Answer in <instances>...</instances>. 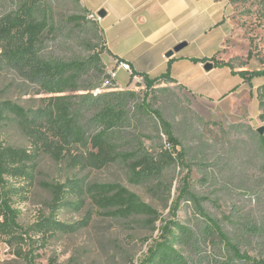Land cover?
I'll return each mask as SVG.
<instances>
[{
  "label": "rangeland",
  "instance_id": "obj_1",
  "mask_svg": "<svg viewBox=\"0 0 264 264\" xmlns=\"http://www.w3.org/2000/svg\"><path fill=\"white\" fill-rule=\"evenodd\" d=\"M24 1H35L51 20L52 27L42 36L40 57L84 62L85 69L77 81L49 92L19 73L20 67L0 58V142L34 154L28 162L31 178H8L19 226L0 236V264H142L162 240V226L172 221L179 227L163 248L168 257L181 254L187 264H251L264 259V74L250 77L264 72V0H215L222 2L227 14L228 34L221 53L222 62L230 65L193 71L185 84L188 89L162 81L147 88V81L133 74L122 81L116 77L112 86L103 87L107 70L115 63L105 53L99 22L88 16L97 11L94 0L86 2L91 12L80 0H0V18ZM242 70L247 78L240 75ZM97 90L114 92L120 103L128 91L138 100L146 98L178 141L167 146L170 135L159 117L136 111L129 113L121 130L106 134L109 144L119 148L138 133L155 158L172 150L180 159L167 164L158 178L135 184L133 160L119 158L131 146L113 149L114 159L101 169L74 162L88 151L93 135L82 123L81 141L70 146V154L50 152L47 144L34 147L27 123L32 111L54 113L56 105L66 101L58 98L67 95L75 96L68 100L75 111L80 97ZM12 104L22 109L23 118L9 110ZM183 178L196 201L185 196L175 205ZM69 183L76 184L75 189L62 196L61 207L52 214L50 186ZM104 184L119 186L125 193H104L95 187ZM130 193L135 196L132 202ZM142 204L150 214L136 209ZM51 216L69 229L35 232L37 223ZM211 223L219 226L238 255L209 229Z\"/></svg>",
  "mask_w": 264,
  "mask_h": 264
},
{
  "label": "trees",
  "instance_id": "obj_2",
  "mask_svg": "<svg viewBox=\"0 0 264 264\" xmlns=\"http://www.w3.org/2000/svg\"><path fill=\"white\" fill-rule=\"evenodd\" d=\"M50 27H52V24L48 13L45 10H40L35 1L22 2L17 10L0 18V58L7 60L14 67H20L18 70L21 72L19 73L33 79V81L37 82L45 90L48 89L49 92H56L63 89V87L56 89V86H62L68 81H77L84 74L85 63H68L59 59H44L40 57L39 53L43 46L42 36L44 31ZM213 64L214 67L230 65L229 62L220 61ZM132 73L147 81V88H151L157 81L175 82L170 77L168 70L153 79H149L144 74ZM239 73L243 77H246L244 70L239 71ZM259 74L263 75L264 72H253L250 74V77ZM47 83L53 85L49 87ZM123 94L125 95V102L120 103L114 92H102L99 94L88 93L80 97L81 101L76 105L77 109L75 111L73 108L74 105L68 102V100L75 98V96L67 95L58 98V100L66 101L57 104L54 113H51L48 109L32 111L31 118L27 120L32 133L31 143L34 147L47 144L46 146L50 147V152L54 149L56 153L65 152L70 154L68 152L70 146L81 141V125L83 124L86 130L88 128L92 129L93 135L89 141L88 151L85 155L75 160V163L101 169L109 161L114 159L111 156L113 155V149L119 152L123 148L131 146L133 149L121 151L119 158L123 161L133 160L131 163L133 173L132 182L138 184V182L145 178H158V173L167 164H172L177 158L178 160L180 159L178 156L173 155L172 150H164L158 158H155L149 148L144 146L141 135L138 133L133 134L129 141H122L119 148H114V145L107 142L106 134L111 130H121L126 121H129L131 113L133 114L136 111H140L144 115L155 113L148 107L146 98L144 100H138L134 92L131 91ZM8 104L5 102L3 105ZM10 107L12 108H9V110L14 114L21 117L24 115L20 107L13 104ZM123 113L125 114L123 115ZM155 114L159 117L162 125L170 135L167 144L169 146L172 144L173 147L178 145V141L169 132V125L162 119L159 113ZM79 123L80 125H78ZM33 155V152L30 150L7 147L0 142V236L10 233L11 230L19 226V210L13 206L14 188L9 185L8 178H31L32 167L28 162L32 160ZM179 155L181 156V154ZM75 187L76 184L72 183L50 186L52 190V214L61 207L62 196L67 191L74 190ZM95 187L104 193H109L113 190H116L118 195L125 193L123 188L116 185L104 184L100 186L96 185ZM178 189L175 205H178L179 201L185 196L195 200V196L188 189V182L185 178L182 180V186ZM127 196L130 202L135 198L131 193L127 194ZM136 209L145 214L151 213L150 208L143 204L137 206ZM177 225L175 221L170 222V224L165 222L161 228L162 240L149 250L142 264L165 263L168 260L169 262L174 261L175 264H187L186 258L181 254H174L168 257L169 252L163 253V248L168 247L170 244L171 237L173 236L172 230ZM208 227L209 229L213 228L220 240L227 247H230L234 254L238 255L235 246L233 247L228 242L227 237L222 233L217 224L211 223ZM68 229L69 226L51 216L38 222L34 230L39 233H49L57 230L66 231ZM30 259V257H27L28 262ZM251 264H264V259L252 260Z\"/></svg>",
  "mask_w": 264,
  "mask_h": 264
},
{
  "label": "crops",
  "instance_id": "obj_3",
  "mask_svg": "<svg viewBox=\"0 0 264 264\" xmlns=\"http://www.w3.org/2000/svg\"><path fill=\"white\" fill-rule=\"evenodd\" d=\"M80 2L91 12L87 0ZM91 4L96 12L105 11L99 27L110 62L121 60L131 67V73L118 71L119 81L127 79L132 72L154 78L168 70L175 80L173 84L188 89L185 84L190 82L193 71L219 70L218 67L206 70L204 64L212 62V58L222 62L221 48L228 34L222 2L94 0ZM182 42L185 45L174 51ZM171 50L173 53L167 56Z\"/></svg>",
  "mask_w": 264,
  "mask_h": 264
},
{
  "label": "built area",
  "instance_id": "obj_4",
  "mask_svg": "<svg viewBox=\"0 0 264 264\" xmlns=\"http://www.w3.org/2000/svg\"><path fill=\"white\" fill-rule=\"evenodd\" d=\"M88 16H89V18L96 20L98 22H100V20H101V17L97 14V12L96 13H90ZM119 70H125V71L131 73V67L127 62L121 61V60H115V67L107 70V73L104 77L102 86L103 87H105L107 85L112 86V84L116 80V77L118 75ZM136 77L138 79H140V77H138V76H136ZM99 92H100L99 90L94 91V94L99 93ZM167 146H169V145L167 144Z\"/></svg>",
  "mask_w": 264,
  "mask_h": 264
},
{
  "label": "water",
  "instance_id": "obj_5",
  "mask_svg": "<svg viewBox=\"0 0 264 264\" xmlns=\"http://www.w3.org/2000/svg\"><path fill=\"white\" fill-rule=\"evenodd\" d=\"M97 14H98L100 17H103V16L105 15V11H104V10H99V11L97 12ZM184 45H185L184 42L179 43V44H177V45L173 48V50H174V51H179ZM173 50L169 51L166 55H167V56H170V55L173 53ZM212 67H213V64H212L211 62H207V63L204 64V68H205L206 70H210ZM262 131H263L262 129H259V132L262 133Z\"/></svg>",
  "mask_w": 264,
  "mask_h": 264
},
{
  "label": "flooded vegetation",
  "instance_id": "obj_6",
  "mask_svg": "<svg viewBox=\"0 0 264 264\" xmlns=\"http://www.w3.org/2000/svg\"><path fill=\"white\" fill-rule=\"evenodd\" d=\"M211 63H212V62H211ZM213 63H214V62H213ZM213 63H212V64H213ZM213 67H214V64H213ZM213 67H212V68H213Z\"/></svg>",
  "mask_w": 264,
  "mask_h": 264
}]
</instances>
